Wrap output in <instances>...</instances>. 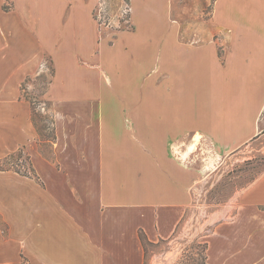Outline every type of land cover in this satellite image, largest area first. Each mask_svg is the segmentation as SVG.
<instances>
[{
    "label": "crops",
    "instance_id": "1",
    "mask_svg": "<svg viewBox=\"0 0 264 264\" xmlns=\"http://www.w3.org/2000/svg\"><path fill=\"white\" fill-rule=\"evenodd\" d=\"M11 1L0 3V161L22 148L36 178L0 170V264H145L196 186L260 138L264 0H211L210 26L175 20L173 0H127L129 28L103 35L91 1L71 0L61 26L47 16L64 7ZM34 15L53 66L47 154L30 107L7 101L44 68L18 19ZM213 215L205 264H264V171Z\"/></svg>",
    "mask_w": 264,
    "mask_h": 264
},
{
    "label": "rangeland",
    "instance_id": "2",
    "mask_svg": "<svg viewBox=\"0 0 264 264\" xmlns=\"http://www.w3.org/2000/svg\"><path fill=\"white\" fill-rule=\"evenodd\" d=\"M62 1L65 3L64 6H62ZM90 1L92 2L90 10L92 21L102 35L114 30L129 28L127 0H95L94 4V0H81V3L87 4ZM1 2L7 11L12 7L11 0H0ZM29 2L37 8L64 7L63 16H47V20L53 25L61 26L68 19L71 0H29ZM172 4V17L181 24L203 23L210 26L211 0H173ZM18 19L28 29L26 33L28 40L36 45L34 48H37V54L32 58V62L40 60L44 68L42 70L39 65L41 72L37 70L26 75L19 85L18 99L7 101H15V103L19 101L22 105L30 107L31 120L34 121L39 134L38 148L42 153L47 154L50 152V144L47 141L52 138V121L49 112L51 101L48 96L53 75L52 60L49 52L41 48L40 40L32 27L33 24H39V16L34 15L29 21L20 17ZM0 24H6V19L1 18V13ZM7 35L6 32L0 33V40L3 41V43L0 42V46L2 45L0 54L8 49ZM5 100L0 96V101ZM262 121L264 125V113ZM259 137L258 140L224 158L218 166V171L196 186L191 208L174 237L170 241L146 245L145 264H201L203 262V236L212 229L214 212L221 209L236 193L264 171V129ZM193 149L194 146L190 147V150ZM16 153L17 151L11 155ZM26 153L20 159L17 156L12 157L4 164V167H14L22 172L28 171L30 166L24 156Z\"/></svg>",
    "mask_w": 264,
    "mask_h": 264
},
{
    "label": "trees",
    "instance_id": "3",
    "mask_svg": "<svg viewBox=\"0 0 264 264\" xmlns=\"http://www.w3.org/2000/svg\"><path fill=\"white\" fill-rule=\"evenodd\" d=\"M23 154H24V153H23V149L20 148V149L17 151L16 154H14V155H9V156L6 157L3 161H0V170H11V171H13V172H15V173H17V174H19V175H21V176H26V177L36 178V176H35V174H34L32 168H31V165H30V163H29L28 157H27L26 155H24V156H25V159L28 161V165L30 166V168L28 169V171L22 172V171H18V170L15 169L14 167H7V168L4 167V164H5L6 162H8L12 157L17 156L18 159H20V158L23 156ZM142 239H143V238H142ZM143 242H144V244H147L146 241H145L144 239H143ZM148 245H153V244H148ZM204 250H205V245H204ZM201 264H205V260H204V258H203V262H202Z\"/></svg>",
    "mask_w": 264,
    "mask_h": 264
}]
</instances>
